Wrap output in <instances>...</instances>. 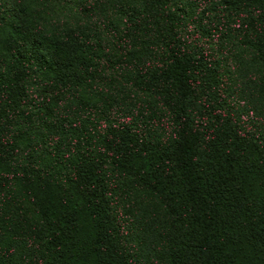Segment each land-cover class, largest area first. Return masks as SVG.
I'll return each mask as SVG.
<instances>
[{
  "label": "trees",
  "instance_id": "trees-1",
  "mask_svg": "<svg viewBox=\"0 0 264 264\" xmlns=\"http://www.w3.org/2000/svg\"><path fill=\"white\" fill-rule=\"evenodd\" d=\"M0 264H264V0H0Z\"/></svg>",
  "mask_w": 264,
  "mask_h": 264
}]
</instances>
